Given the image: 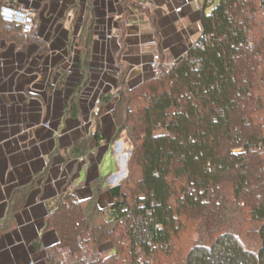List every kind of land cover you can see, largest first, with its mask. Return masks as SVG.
Here are the masks:
<instances>
[{"label":"trees","instance_id":"trees-1","mask_svg":"<svg viewBox=\"0 0 264 264\" xmlns=\"http://www.w3.org/2000/svg\"><path fill=\"white\" fill-rule=\"evenodd\" d=\"M205 2L212 9L201 19L202 32L208 35L204 47L190 49L160 76L134 87L122 85L118 92L112 118L118 136L127 132L130 170L138 167L139 180L133 187L134 171L127 173L123 183L111 188L113 203L108 208L97 200L101 179L95 181L99 188L92 186L90 198L62 195L45 220V228L55 230L59 238L47 250L50 264H152L159 251L169 249L165 255L172 257L173 236L185 227V219L198 222L201 237L185 256L176 254L173 264H264V21H254L257 15L264 17V0ZM93 25L94 16L86 28L88 60L81 63L85 72ZM85 72L82 78L87 80ZM246 99L253 106L249 113L241 106ZM71 107L74 113L76 105ZM91 136L98 147L101 130ZM79 151L77 144L72 156L79 157ZM32 187L16 189L10 197L0 230L11 226ZM223 190L231 191L232 201ZM215 199H221L224 210L216 220L231 218L247 225L251 241L224 228L206 242L215 229L204 207ZM229 201L230 218L225 208ZM67 207L86 218L82 226L68 229L57 220ZM107 241L113 243V252L99 254Z\"/></svg>","mask_w":264,"mask_h":264},{"label":"crops","instance_id":"crops-1","mask_svg":"<svg viewBox=\"0 0 264 264\" xmlns=\"http://www.w3.org/2000/svg\"><path fill=\"white\" fill-rule=\"evenodd\" d=\"M3 1L5 0H0V4ZM55 1L57 5L59 2L66 4L65 17L60 19L59 28L49 32L52 38L50 41H48L50 36L46 38V31L37 34V37L45 43H52L51 51L54 50L53 45L58 39L60 43L66 44L70 32L75 29L70 28L73 17L72 12L68 11L70 9L68 5L76 0ZM89 1L93 6L94 25L88 86L78 94V104L74 113L78 117H90V120L92 116L99 114L102 143L87 157H71L70 160L59 156L63 149L66 151L71 145V142L64 144L62 138L58 140L57 145L52 139L49 147L46 145L33 151L34 162L28 161L32 163L29 164L30 167L28 166V175L46 171L42 176L37 175L38 178L34 181L25 204L14 214L13 229L0 232V264H30L31 261L35 264H50L47 250L55 246L59 238L55 230L45 228V220L49 211L58 205L62 195L72 193L79 200L90 198L93 194L91 184L103 179L101 191L98 193V203L101 208H108L113 203L111 188L123 183L128 173L126 169L128 158L123 155L124 148L128 147L127 140L124 136L115 139L117 127L112 118V110L118 100L115 94L116 87L119 85L134 87L154 77L149 64L156 52L160 53L165 60L183 57L190 50L192 42L202 32L203 14L210 13L212 9V6H206L205 0H128L125 6L120 4L121 0H81L83 10ZM38 3L43 2L40 0ZM178 7L181 8L180 11H176ZM44 13V11L41 12V18ZM0 26L20 28L1 20ZM20 32V36H26L22 31ZM59 35H62L65 40H62ZM2 48L8 47L3 44L0 49ZM24 48L27 52L32 49L27 46L19 47L21 58L26 56ZM12 55H15V52H12ZM63 69L67 71L68 78L61 79L55 75V79L50 81L51 91L54 94L58 92L59 98L63 99L65 96L68 99L79 82L81 73L78 64L71 65V68L64 66ZM58 86L60 89L55 88ZM35 96L39 97L40 92ZM37 97H33V100H38ZM97 97L101 99L99 105L95 104ZM106 97L108 99L105 100ZM43 98L44 103L41 105L49 109L45 93ZM69 112H73L72 108ZM72 132L70 131L72 133L70 135L73 141L79 140L78 135L83 137L78 134L77 129ZM92 132L93 129L87 130V134ZM42 153L48 154V163L42 157ZM107 153H111L115 164L111 170L109 169L110 171L103 173L100 167ZM81 159H84L87 164ZM83 173L85 178L82 180ZM32 176L23 183L31 180ZM18 178L22 176L19 174ZM13 189V186L0 185V223L8 216L9 200Z\"/></svg>","mask_w":264,"mask_h":264},{"label":"rangeland","instance_id":"rangeland-1","mask_svg":"<svg viewBox=\"0 0 264 264\" xmlns=\"http://www.w3.org/2000/svg\"><path fill=\"white\" fill-rule=\"evenodd\" d=\"M39 1L40 0H5L2 3L5 4L7 2H14L18 6L32 9L37 26L36 30L30 33L28 37L20 36V28L11 26L7 29L0 26V35L3 37H0V48L3 44L8 47L0 49V185L3 184L5 187L13 186L14 189L12 191V195L14 192H16V189L22 188L25 185L30 184L31 187L32 185L34 186V181L38 178L37 175L42 176L45 174L44 172L46 170L37 174L32 173L34 175H30L32 176V179L27 181L28 183H23L28 177H30L27 172L28 168L30 167L29 164L32 163H29L28 161L34 162L33 157L35 154L33 151H35V149L46 147V145L49 147L52 143V139L57 145L59 144L58 140L62 138L64 144L71 142V145L66 151L63 149V152L59 153V156L66 160H70V158L73 157V147L78 144L80 148L79 152L81 153L79 155L82 157H87L91 152L97 149V147L93 146L92 136L91 134H87V130L92 131L93 129V132L98 129L101 130L99 117L97 118L92 116L90 120V117L82 118L78 117L73 112H69V109L72 108L71 106L73 104H78V94L84 91V89L88 86V81L82 78V73L85 72L86 67L81 69V63L87 59H85L86 52L84 50L86 43L88 42V40H86L88 36V31L86 28L91 24V19L94 16L92 3L89 1L84 10L80 3L81 0H76L68 5V7H70L68 11L72 12L73 17L70 28L75 29L74 31L70 32V36L66 44H64V42L60 43L58 39L55 42L56 44L54 43L53 45L54 50L51 51L50 44L52 43H45L44 40L37 37V34H40L42 31H46V38H48V36H50L49 32L51 30L59 28L58 25L59 22H61L60 19L65 17L66 8L64 6L66 4L64 2H59L57 5L55 0H42L43 3L39 4ZM211 1L214 3V5H217L220 0ZM126 3H128V0H121L120 2V4H123L124 6ZM2 4H0V6ZM43 11L45 13L41 18V12ZM57 15L62 16L58 17ZM254 21L262 24L264 17L257 15V18L254 19ZM84 22L86 23V27L84 26ZM59 37L62 40L64 39L62 35H59ZM50 39H52L51 36L48 38V41H50ZM26 46L32 49L31 51L27 52L25 50L26 48H24L23 50L25 51L26 56L21 58V50L18 48ZM58 48L61 49L59 50ZM16 51H19L20 53ZM12 52H15V55H12ZM5 57L7 59H5ZM88 58L91 59V56ZM53 63H55L54 66L52 65ZM76 64H78V68L81 73L78 80L79 82L74 87L73 93L68 96V99H66L65 96L63 99L59 98L60 95L58 92L54 94V92L51 91L52 85L50 81L55 79V75L59 76L61 79L68 78L69 75L67 71L63 69L64 66L71 68V65ZM256 67L257 63L254 64V66H251L250 69L255 71L257 69ZM56 72H59V74H56ZM85 73L86 76H89L88 71ZM73 75V77L76 78L75 74ZM17 83L19 84L16 85ZM58 87L55 88L60 89V87ZM121 89L122 86L120 87V85L119 87H116L115 94H117V96ZM39 92L40 96H35L37 93L39 94ZM31 93H34L35 95ZM44 93L47 98L46 103H48L49 109H47L46 106L41 105V103H44ZM33 97H37L38 100H33ZM97 100L101 99L97 97L95 104H101V101L97 103ZM136 102L137 101L134 103ZM123 105L124 103L121 104V106ZM241 106L244 113H249L253 109V106H251V103L248 99L243 100ZM128 121L129 124H132L133 122V120ZM75 129H77L78 134L83 135V137H79L78 135L79 140L73 141V138L70 134H72V130ZM70 131L72 133H70ZM125 134H127V132H124L121 136L125 137ZM118 137L120 136H118L116 133L115 139ZM129 150V147L124 148L123 155L126 158L131 156ZM54 151L56 153V150ZM125 152H129V155H126ZM55 153H53V155H55ZM42 157L45 158L47 163L49 162L48 154L42 153ZM81 161L87 164L84 159H81ZM114 164L115 162L114 159H112L111 153H107L100 169L103 173H106L109 169L111 170L113 168ZM126 169L129 171V175H131V173L134 171L130 181V183L133 182L131 185L134 187L140 177L139 169L138 167H135L134 170H130L129 161ZM19 174L22 176V178L17 179V175L19 176ZM84 178L85 174L83 173L81 179L83 180ZM102 180L103 179H101V181ZM21 183L23 184L21 185ZM91 185L95 188H99V182H93ZM223 193L230 197L231 201L233 200L230 190H223ZM128 200H132L130 194H128ZM220 203L221 199H215L212 202L210 201L208 204H206L207 206L204 207V210L206 208L205 211H207L206 214L208 215V219L212 218L213 221L210 219L209 222H211V225L214 226L215 229L213 233L214 236L212 235V237L208 234V236L211 238H209L206 242L211 243L218 234L217 230L222 231L224 228L225 230L232 228L233 234L236 236V238H239L246 243L248 240L251 241L249 239L251 236L248 235L247 225L244 224L241 226L238 223L231 222L232 220L230 216L232 214H230V201L225 207L228 209L230 219L228 221L216 220V214L218 212L221 214L224 211L223 206L220 205ZM237 210L239 209H233L234 212ZM57 220L59 222L64 221V223L68 224L66 226L68 229H73L74 226H82L83 221L86 220V218L79 215V213H76L75 209L72 207H67L57 216ZM86 223L88 224V221H86ZM94 223L95 222L92 220V225H89V227L93 228ZM96 223H98V219L96 220ZM197 223V221H187L185 219V227L180 228V231L173 236L171 246L174 254L172 257L165 255L169 249L162 250V252L159 251L155 256L156 260L154 259V263L152 262V264H173L176 261V254L179 255L181 253V255L185 256L193 244L198 241L199 237H201V235H199L200 232L198 231ZM10 224L11 226L0 230V232H6L13 229V223L10 222ZM1 225L2 224L0 223V226ZM122 227L123 225L120 226L118 232L122 230ZM103 244L104 246H102ZM103 244L98 248L99 254L113 252L114 246L111 241H107ZM123 251L124 255L126 251ZM118 264H128V262L120 261Z\"/></svg>","mask_w":264,"mask_h":264},{"label":"built area","instance_id":"built-area-1","mask_svg":"<svg viewBox=\"0 0 264 264\" xmlns=\"http://www.w3.org/2000/svg\"><path fill=\"white\" fill-rule=\"evenodd\" d=\"M180 10H181L180 7L176 9V11H180ZM0 20L6 24H13V25L19 26L21 31L26 34L34 32L37 27L32 9L27 8V7L18 6L11 2H7L0 6ZM207 39H208V35L204 32H201L198 35V37L192 42L190 49L204 47ZM180 59L165 60V59H162L160 53L156 52L153 55V59L149 65H150L151 70L154 73V76H160L161 74H163V72L173 68ZM99 102L100 100H97V103ZM129 152L131 154L130 150ZM129 152L127 153L125 152V154L129 155ZM129 157L130 156H128V158ZM60 249L64 253L67 252V249L65 248L64 249L60 248ZM30 264H35V263L31 261Z\"/></svg>","mask_w":264,"mask_h":264}]
</instances>
